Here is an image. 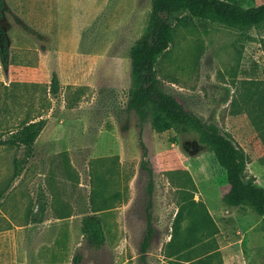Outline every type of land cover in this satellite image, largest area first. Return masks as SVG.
Returning <instances> with one entry per match:
<instances>
[{
  "label": "rangeland",
  "instance_id": "obj_1",
  "mask_svg": "<svg viewBox=\"0 0 264 264\" xmlns=\"http://www.w3.org/2000/svg\"><path fill=\"white\" fill-rule=\"evenodd\" d=\"M5 3L0 264H139L148 212V264H264V215L226 204V171L199 132L157 131L151 118L141 126L127 108L130 53L153 0ZM54 71L58 93L50 91ZM157 73L168 93L234 139L246 177L264 187V27L192 16L177 27ZM41 118L27 159L11 133ZM87 214L104 227L100 247L83 232Z\"/></svg>",
  "mask_w": 264,
  "mask_h": 264
},
{
  "label": "trees",
  "instance_id": "obj_2",
  "mask_svg": "<svg viewBox=\"0 0 264 264\" xmlns=\"http://www.w3.org/2000/svg\"><path fill=\"white\" fill-rule=\"evenodd\" d=\"M6 3L0 0V17L4 15ZM192 16L214 20L240 28L264 27V1L261 4L244 6L237 0H153V8L148 25L131 49V87L127 108L135 111L140 124L151 118V124L157 131L177 129L179 131H197L200 140L214 151L220 166L226 171L229 189L224 201L230 206H249L260 215H264V187L254 179L246 177V157L234 139L214 124L204 120L193 110L188 109L175 95L168 93L161 85L157 73L159 58L174 41L176 29L187 26ZM1 61L4 67L9 63L7 40H3ZM60 78L56 71L52 73L50 91L58 93ZM264 102V95L262 98ZM46 125V119L27 122L11 133L10 142L23 145L27 149V159L34 151V144ZM151 176L152 170L150 169ZM153 182L149 184L152 192ZM182 220V211L176 217L178 224ZM148 231L141 246L139 264H148L147 252L154 234L152 214L147 213ZM83 232L88 241L96 247L105 242V230L101 221L87 214L82 220Z\"/></svg>",
  "mask_w": 264,
  "mask_h": 264
}]
</instances>
